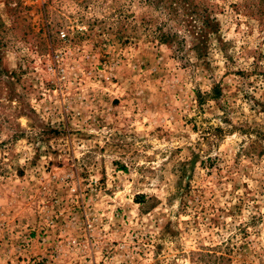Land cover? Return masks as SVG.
Instances as JSON below:
<instances>
[{"label": "rangeland", "instance_id": "374dc122", "mask_svg": "<svg viewBox=\"0 0 264 264\" xmlns=\"http://www.w3.org/2000/svg\"><path fill=\"white\" fill-rule=\"evenodd\" d=\"M0 264H264V0H0Z\"/></svg>", "mask_w": 264, "mask_h": 264}, {"label": "trees", "instance_id": "16d2710c", "mask_svg": "<svg viewBox=\"0 0 264 264\" xmlns=\"http://www.w3.org/2000/svg\"><path fill=\"white\" fill-rule=\"evenodd\" d=\"M170 36H172V39L174 38V36H176V33H173L172 35H170ZM162 40H164V39H162Z\"/></svg>", "mask_w": 264, "mask_h": 264}]
</instances>
